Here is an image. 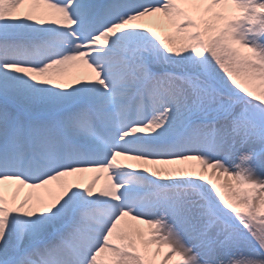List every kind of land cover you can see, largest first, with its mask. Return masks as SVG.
<instances>
[{
    "label": "snow or ice",
    "instance_id": "obj_1",
    "mask_svg": "<svg viewBox=\"0 0 264 264\" xmlns=\"http://www.w3.org/2000/svg\"><path fill=\"white\" fill-rule=\"evenodd\" d=\"M248 23L264 0H0V264H264Z\"/></svg>",
    "mask_w": 264,
    "mask_h": 264
},
{
    "label": "clouds",
    "instance_id": "obj_2",
    "mask_svg": "<svg viewBox=\"0 0 264 264\" xmlns=\"http://www.w3.org/2000/svg\"><path fill=\"white\" fill-rule=\"evenodd\" d=\"M235 7V6H234ZM235 15L238 17L240 15L239 10L237 9ZM260 24L259 23H248V24H241L238 31H240L242 36H246L249 38L256 39L258 36L256 33L259 31ZM241 51L247 52L248 49L244 48Z\"/></svg>",
    "mask_w": 264,
    "mask_h": 264
},
{
    "label": "rangeland",
    "instance_id": "obj_3",
    "mask_svg": "<svg viewBox=\"0 0 264 264\" xmlns=\"http://www.w3.org/2000/svg\"><path fill=\"white\" fill-rule=\"evenodd\" d=\"M257 2H259V0H257ZM247 36V34H246ZM256 42L261 46L262 49H264V33H261L257 38H256ZM237 164L240 163L239 159H237L236 161Z\"/></svg>",
    "mask_w": 264,
    "mask_h": 264
},
{
    "label": "bare ground",
    "instance_id": "obj_4",
    "mask_svg": "<svg viewBox=\"0 0 264 264\" xmlns=\"http://www.w3.org/2000/svg\"><path fill=\"white\" fill-rule=\"evenodd\" d=\"M104 183L103 178L98 182V187Z\"/></svg>",
    "mask_w": 264,
    "mask_h": 264
}]
</instances>
